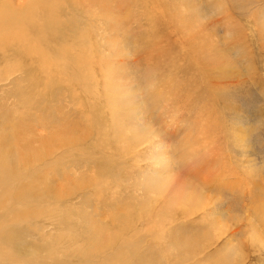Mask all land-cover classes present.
<instances>
[{
    "label": "rangeland",
    "instance_id": "374dc122",
    "mask_svg": "<svg viewBox=\"0 0 264 264\" xmlns=\"http://www.w3.org/2000/svg\"><path fill=\"white\" fill-rule=\"evenodd\" d=\"M39 2L0 0V264H264V0Z\"/></svg>",
    "mask_w": 264,
    "mask_h": 264
},
{
    "label": "bare ground",
    "instance_id": "6f19581e",
    "mask_svg": "<svg viewBox=\"0 0 264 264\" xmlns=\"http://www.w3.org/2000/svg\"><path fill=\"white\" fill-rule=\"evenodd\" d=\"M67 0H40L38 4V9L41 10V12L45 15L46 20L44 21L43 24L37 27V30L39 32V35L41 38H48L50 39L52 36L57 35V30H56V24L58 22L59 16H55L54 13H58V9H61V5L66 2ZM72 1V0H68ZM34 13L36 11V8L33 10ZM59 15V14H58ZM24 20L23 16L14 11L11 7L5 4L0 3V21L6 22L10 25L22 22ZM11 45L14 48H17L22 45V41L20 38L15 39L12 41ZM105 81V80H104ZM155 93V92H154ZM162 93V92H161ZM199 99V98H198ZM213 123L216 124L215 121H212ZM218 123V122H217ZM207 130V129H206ZM247 136V135H246ZM159 139V138H158ZM149 142H152L149 141ZM133 145V144H132ZM189 148V147H188ZM193 148V147H192ZM134 150V149H133ZM167 155L169 153L168 149L166 148L165 150ZM125 154V153H124ZM185 163H187L185 161ZM195 178V177H194ZM207 180V179H206ZM210 182V181H209ZM212 182V181H211ZM204 183V182H203ZM206 185V184H205ZM230 186V185H229ZM195 190V189H194ZM221 190V189H220ZM260 190V189H259ZM196 191V190H195ZM261 197L259 195V204L260 206L258 208L255 207L254 212L260 213L259 215L264 214V189L260 191ZM257 196V195H256ZM188 197V196H187ZM190 199V198H189ZM192 199V198H191ZM193 200V199H192ZM186 201V200H185ZM254 209V208H253ZM191 215V214H190ZM192 216V215H191ZM193 217V216H192ZM174 218V217H173ZM262 220V219H261Z\"/></svg>",
    "mask_w": 264,
    "mask_h": 264
}]
</instances>
